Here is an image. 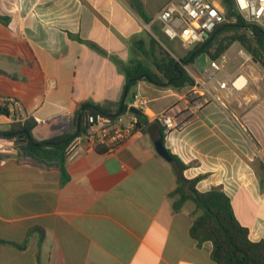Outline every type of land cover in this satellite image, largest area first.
<instances>
[{
  "label": "crops",
  "instance_id": "1",
  "mask_svg": "<svg viewBox=\"0 0 264 264\" xmlns=\"http://www.w3.org/2000/svg\"><path fill=\"white\" fill-rule=\"evenodd\" d=\"M169 1L141 0L148 25ZM0 18V97L19 102L16 116L0 114V131L26 123L34 142L47 143L0 165V264H215L210 243L189 234L195 205L172 208L175 173L154 141L156 117L168 109L183 125L164 134V147L185 165L183 177H200L201 193L220 189L249 239L264 241L256 161L264 165V96L246 71L238 72L247 87L229 107L193 103V84L174 90L140 79L126 105L143 99L144 132L113 152L65 161L58 146L83 128L81 105L119 109L123 68L141 60L135 43L149 50L152 37L175 59L188 50L144 37L147 24L130 0H0ZM151 27L163 36L158 23Z\"/></svg>",
  "mask_w": 264,
  "mask_h": 264
},
{
  "label": "trees",
  "instance_id": "2",
  "mask_svg": "<svg viewBox=\"0 0 264 264\" xmlns=\"http://www.w3.org/2000/svg\"><path fill=\"white\" fill-rule=\"evenodd\" d=\"M131 6L137 15L147 24L151 20L144 14L141 0H130ZM227 20L234 19L233 23L227 22L217 26L203 43L195 46L188 51L183 58L175 59L169 52L160 46L152 37H149V50L140 47L137 50L142 54L151 56L153 68L143 64L139 59L132 58L124 66L125 83L123 86V102L119 103V109L114 113L105 108L92 104H83L80 107V120H84V115L102 114L110 117H118L127 111L126 101L129 96L130 88L135 83L144 79L156 86H168L178 90L184 86L193 84V79L186 72L183 66H191L193 61L201 54L205 53L209 59H218L224 51L234 42L250 55L262 68H264V30L255 25L245 22L236 12L232 0H220ZM5 23V19L0 18ZM131 100V99H130ZM0 114L8 115L5 108L0 107ZM137 122L136 131L144 132L149 126L145 117L140 113L135 115ZM158 126V136L155 137V147L157 153L170 160L176 177V187L169 194L173 199L172 208L178 210L186 201H191L199 214L193 219L189 228L190 236L198 243L208 242L211 245L210 258L215 264H264V241H251L249 239V230L247 227L240 225L231 207L230 199L217 188L206 192H198L195 185L200 179H185L183 170L185 165L164 147V134L161 125L155 121ZM81 125L79 130L74 134L77 135L82 131ZM71 135L58 146L62 150L59 156L63 158V149L67 141L73 137ZM0 136L14 137L15 145L23 153L35 155L36 151L47 143H36L29 135V127L23 125L10 126L8 131H0ZM37 144V145H35ZM62 159H60V163ZM62 166V165H61ZM257 167L264 175V165L258 161ZM260 187L264 188V180H260ZM0 243H4L0 240Z\"/></svg>",
  "mask_w": 264,
  "mask_h": 264
},
{
  "label": "built area",
  "instance_id": "3",
  "mask_svg": "<svg viewBox=\"0 0 264 264\" xmlns=\"http://www.w3.org/2000/svg\"><path fill=\"white\" fill-rule=\"evenodd\" d=\"M237 14L247 23L264 30V0H232ZM235 20H227L220 0H170L149 24L158 23L163 36L168 41L178 42L182 48L190 51L195 46L206 41L211 32L219 25ZM186 72L193 79L194 89H197L193 103H202L207 98L214 99L224 106V100L231 98L247 86V78L241 73H225L218 75L221 65L217 59L207 56L206 67L198 71L200 76ZM191 95V91L189 92ZM207 94L208 97H205ZM221 94L222 97L219 95ZM144 101L136 96L129 107L136 108L140 113L144 109ZM0 107L12 115L19 109V102L14 97H0ZM128 107V108H129ZM172 110L163 111L156 121L163 128V134L170 130L181 128L182 122L174 123ZM16 116V115H15ZM137 119L127 109L126 117H110L102 114H85L83 129L71 137L63 149L65 161H70L89 150L103 149L113 152L123 145L136 131ZM19 149L14 137L0 136V165L8 158L16 156Z\"/></svg>",
  "mask_w": 264,
  "mask_h": 264
},
{
  "label": "rangeland",
  "instance_id": "4",
  "mask_svg": "<svg viewBox=\"0 0 264 264\" xmlns=\"http://www.w3.org/2000/svg\"><path fill=\"white\" fill-rule=\"evenodd\" d=\"M147 31H143L142 35L147 37V33L149 32L152 36H155L161 41V44L165 46L166 49L177 52V50H182L179 44L175 41H168L162 35H160L153 27L147 24ZM148 33V34H149ZM141 57V61L146 66L153 68L151 56L148 54H137ZM182 55V54H181ZM221 65V70L218 72V75H223L225 73H229L231 75L236 74L238 71H246L249 75V79H251V83L256 86L258 90V94L260 97L264 96V68L256 62L248 53L240 46L239 43H232L224 53L217 59ZM189 73L200 76L199 73L194 71V69L190 66H185ZM247 81H248V77ZM247 87V86H246ZM245 87V89H246ZM245 89L240 91L239 93H235L231 98L224 100V104L229 107L230 102H232L236 97H238L241 92H244ZM219 95V94H218ZM222 97V95H219ZM249 103V102H247ZM249 105V104H248ZM249 108V107H248ZM258 162V160H256Z\"/></svg>",
  "mask_w": 264,
  "mask_h": 264
},
{
  "label": "water",
  "instance_id": "5",
  "mask_svg": "<svg viewBox=\"0 0 264 264\" xmlns=\"http://www.w3.org/2000/svg\"><path fill=\"white\" fill-rule=\"evenodd\" d=\"M207 65V55L205 53H201L192 63V68L196 71H201L203 70ZM129 112L133 113L134 115H139L140 112L134 108V107H129L128 108ZM167 161H170L168 158L163 157Z\"/></svg>",
  "mask_w": 264,
  "mask_h": 264
}]
</instances>
